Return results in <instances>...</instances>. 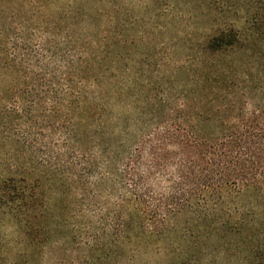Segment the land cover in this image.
<instances>
[{
	"label": "trees",
	"instance_id": "16d2710c",
	"mask_svg": "<svg viewBox=\"0 0 264 264\" xmlns=\"http://www.w3.org/2000/svg\"><path fill=\"white\" fill-rule=\"evenodd\" d=\"M55 1L0 0V13H10L9 5L14 9L10 2L20 3L21 19L37 2V12L48 16L51 29L63 30L65 45L76 56L53 58L39 68L51 76L50 84L56 74L49 68L64 62L67 86L83 96L77 119L66 122L77 124L74 135L83 137L81 159L33 142L24 170L51 174L66 190V206L88 236L78 246L81 263L210 264L211 254L237 249L251 253L247 264H264V0L205 2L209 13L228 10L233 16L212 20L216 28L210 36L186 53L192 80L183 91L191 96L147 100L135 113L116 110L107 81L113 71L104 66L120 65L125 56L112 48L133 42L124 34L127 0H66L60 17L55 9L45 13ZM7 17L9 26L20 20ZM6 30L0 28V35ZM3 43L0 39V75L16 63L21 73L30 54L10 58ZM71 93L57 89L45 95ZM95 139L97 176L86 166ZM22 174L0 180V209L24 228L34 250L31 264H44L48 239L42 237L55 218L45 211L41 177ZM9 261L0 258V264Z\"/></svg>",
	"mask_w": 264,
	"mask_h": 264
},
{
	"label": "rangeland",
	"instance_id": "374dc122",
	"mask_svg": "<svg viewBox=\"0 0 264 264\" xmlns=\"http://www.w3.org/2000/svg\"><path fill=\"white\" fill-rule=\"evenodd\" d=\"M209 0H127L125 10L128 13L124 25L126 39L133 42L124 48L115 45L117 53L125 56L124 61L105 63L113 71V79L107 81L114 88L116 110L135 113L142 110L139 105L147 100H155L161 96H191L189 90L192 76L187 74L188 64L186 53L209 37L217 22H224L233 14L209 13L205 2ZM66 0L60 3L56 0L50 7L42 8L47 14L55 9L57 17L62 14ZM10 13H0V28H6L0 35L4 40L1 46L7 55L30 54L32 61L25 69H20L16 63L15 69H10L0 75V180L8 175L22 176L23 171L30 179L32 176L41 177V184L45 188L46 208L54 220L47 227L44 237L48 239L44 244L47 256L44 264H82L81 249L78 247L86 241L87 235L79 224V219L73 208L66 206L67 192L58 185L51 174L44 171H25L24 167L28 150L33 142L49 143L56 154H66L70 159L76 153L81 159L83 137L76 138L78 125H66L68 118L78 116L77 105L82 102L83 96H78L67 86L66 69L64 62L58 63L54 71L55 80L50 82V75L39 68L55 58L74 56V50L68 49L64 41V32L61 29H51L50 20L44 13L37 12L38 3L26 8L23 18L17 15L20 3L13 4ZM1 6V5H0ZM229 8V7H226ZM15 15L19 21L9 26L7 15ZM44 15V16H43ZM218 18V20L215 19ZM12 21V20H11ZM61 22V18L58 19ZM241 25V23H239ZM12 27V29H11ZM2 36V37H1ZM196 41V42H195ZM89 48V47H88ZM99 50L96 47L88 51ZM76 58V56H74ZM43 84V87H42ZM27 85V87H26ZM20 86L21 90H17ZM59 89L65 93L72 92V96H46V91L56 92ZM29 91L28 94L25 93ZM23 94L24 96H20ZM4 93V95H1ZM193 96V95H192ZM93 101L94 96H87ZM56 98V100H55ZM73 106L70 107V102ZM148 111L155 112L149 109ZM64 118L62 119V117ZM155 123V122H153ZM150 129V128H148ZM92 140H89V143ZM99 141L91 142L90 154L86 156L88 170L94 176L100 174L99 162L95 157ZM51 146H54L52 148ZM80 156V157H79ZM84 162L79 167L83 170ZM54 216V217H53ZM184 217H178L179 224ZM29 239L21 228L3 209H0V258L7 256L10 264H31L34 250L27 246ZM247 244H243L245 248ZM257 245V244H254ZM31 246V245H30ZM235 244L232 245L234 247ZM231 247V248H232ZM78 248V249H77ZM80 249V250H79ZM244 258V259H243ZM247 258H252L247 251H222L219 256L210 255V264H247ZM264 260V256L262 257ZM35 260V259H34ZM264 262V261H262ZM115 264V263H114ZM116 264H124L121 260Z\"/></svg>",
	"mask_w": 264,
	"mask_h": 264
}]
</instances>
